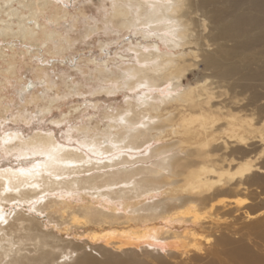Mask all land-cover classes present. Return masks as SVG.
Instances as JSON below:
<instances>
[{"label": "bare ground", "instance_id": "obj_1", "mask_svg": "<svg viewBox=\"0 0 264 264\" xmlns=\"http://www.w3.org/2000/svg\"><path fill=\"white\" fill-rule=\"evenodd\" d=\"M98 2L101 16L89 17L93 27L85 26L84 34L130 31L141 39L129 45L133 61L124 65L120 56L124 72L118 75L93 59L89 75L103 85L90 93L130 94L117 109L102 112V130L99 121L95 133L90 122L67 130V140L72 131L81 136L77 147L87 154L59 145L52 133L0 135L2 155L32 163L0 167V261L140 264L118 257L98 261L91 252L153 255L180 245L181 264H204L221 250L233 264H264V229L254 227L261 243L250 244L235 223L260 215H250L253 208L244 209L237 196L264 184L257 177L264 174V0ZM52 5L0 0V77L17 75V44L46 47L54 55L71 46L68 34L52 25L68 13L51 11ZM45 12L52 23L44 22ZM33 73L32 79L18 77L17 85L26 105L41 107L35 113L42 118L84 93L80 84L61 90L42 68ZM38 80L56 97L46 99L44 91L29 96ZM5 82L0 78L1 119L10 110L3 102ZM34 116L19 108L12 120L28 124ZM37 146L47 156L34 152Z\"/></svg>", "mask_w": 264, "mask_h": 264}, {"label": "rangeland", "instance_id": "obj_2", "mask_svg": "<svg viewBox=\"0 0 264 264\" xmlns=\"http://www.w3.org/2000/svg\"><path fill=\"white\" fill-rule=\"evenodd\" d=\"M50 1L53 4L51 8H49L51 11H54V9L57 8L61 9L62 11H67L68 17L65 18L66 20H61L62 23L60 22L59 25H52H54V27H56L59 32L68 34L69 38L72 39V44L61 55L49 54V49L42 46L33 47L25 43H22L23 45H16L15 51L17 53V77L9 75H5V77L2 75L0 77L2 81H6L2 92V95L5 96L6 99L3 102H6L5 104L10 107V110L8 112L3 113L2 119L0 118V135H4L5 132H7L5 134L18 132L23 136H28L37 131H42L43 133H52L59 145L78 148L87 154L86 149L77 147L79 146L81 136L72 131V138H70V140H67V130L71 129V127L73 126L86 125L90 122L89 125H92L90 131H94L95 133L96 129L92 130V128H94V123L98 121L101 127L100 130H102L106 123V120L102 118V112L107 111L108 109H117L118 106L124 103L127 95L130 94L129 91L120 90L115 94L113 93L114 95H105L106 93L103 92H98L91 95L90 90H92L96 85H103L102 83L100 84L99 82H94L95 78L93 79L91 78L92 75H89V71L93 70L96 65L95 63H92L93 59H96L99 66L103 65L106 61L109 64L108 71L113 70L112 72H114V75H118V73L124 72V69L120 67L122 65L120 56L124 55V59H127V62L123 59L125 61L124 65L129 63L130 61H133L134 58H132V56L130 55L131 53L128 49L129 45L137 44L141 38L137 35L132 34V32L130 31L110 32V30L104 31V29H98L96 31L90 32L89 34H84L83 29L88 27L87 25H90L91 28L93 27V23L91 22L90 18H94L98 21L101 16L102 3L98 2V0ZM104 3L105 7L108 8L107 2ZM44 15L45 23L53 22H51V19L49 18V12H45ZM26 49H29V51H31L30 54H28L29 52H27ZM39 68L45 70V72L50 76L51 80L54 83H57L61 90L64 89L65 84L69 86L80 84L83 88L84 93L79 96L75 95L66 98L65 100L60 102L57 107H54L49 115H46L43 118L40 117L39 114H36L35 112L39 111L41 107L35 106L30 103L26 105L24 102L27 96H23L21 94V90L17 85L18 77L26 76L27 79H32L31 75L34 74L33 71H35L36 69L39 70ZM190 79L191 78L189 77V80ZM36 82L37 86L32 90V93H30L29 96H40L44 91L43 94L45 95L46 99L56 97L55 90L46 93V86L45 84H43V81L38 80ZM141 91L142 90H139L137 92ZM93 104L96 105L95 109L92 108ZM76 107H78L79 109H76ZM19 108L22 111L25 110V112H28L33 116L35 115L28 122V124L20 120L17 122H14L12 120L16 116V112H18ZM73 108H75L76 111L73 110ZM63 114H69L70 118L66 119L60 124L53 122V120L59 119ZM35 159L41 160V157L35 156ZM30 166H32L30 159L20 158V160H18L17 162L12 156L6 157L0 153V167L2 168H29ZM257 177L263 179L264 174H258ZM256 193L262 195L263 197H259ZM237 198V200L245 202L243 206L246 208L244 209L248 210L247 207L253 208V211H249L250 215L258 213L260 214L255 218L257 222H249L242 219H238V221L235 222L238 225V228L241 229V234L247 235V238H249L250 240V244L259 243L260 241L256 238L255 235H257L262 229H264V184H262L260 187L257 185L250 187L247 191L240 193ZM261 200L263 201L260 202ZM30 203V205L27 204V206L24 207V211H27L26 213L28 214L32 212L31 207L33 206L34 202ZM258 204L260 205L259 207ZM42 216L44 217L45 215L42 214ZM223 223L225 224L224 221ZM256 225H258L261 230L258 231L257 229H254ZM247 229H249L250 232L247 231ZM203 240L205 242V237H201V242H203ZM164 247L165 248H162L161 252L155 253L153 255H147L144 251L140 252L137 249L129 251L126 250L124 253H115L109 251L108 249L105 250V248H102V251L97 252L93 250V252L91 253L92 255L94 254V258L98 261H109L112 257H118L126 261H132V259L139 260L140 264H181L182 258H180V256L178 257V255L182 253L181 246L166 245ZM256 247L261 249V245H258ZM86 249L88 250V248ZM87 252H89V250ZM252 257L254 259H258L256 251L254 252ZM218 258L221 261H218ZM229 260V257L223 250H221L218 251L217 254L208 256L204 260V264H218L220 262V264H225V262L226 264H233L232 261Z\"/></svg>", "mask_w": 264, "mask_h": 264}, {"label": "snow or ice", "instance_id": "obj_3", "mask_svg": "<svg viewBox=\"0 0 264 264\" xmlns=\"http://www.w3.org/2000/svg\"><path fill=\"white\" fill-rule=\"evenodd\" d=\"M193 11H195V9H193ZM5 143H7V141ZM33 151L34 152H38L42 156H47V154L44 151H42L38 146L35 147L33 149ZM244 168L247 169V170H250L251 169V164L245 165ZM0 264H16V262H13L11 260H7V261H0Z\"/></svg>", "mask_w": 264, "mask_h": 264}]
</instances>
